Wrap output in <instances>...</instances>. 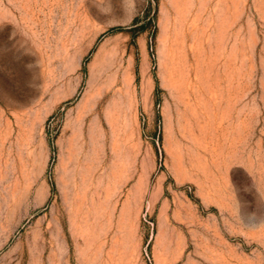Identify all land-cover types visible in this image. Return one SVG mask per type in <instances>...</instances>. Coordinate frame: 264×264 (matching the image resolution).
I'll return each mask as SVG.
<instances>
[{
    "label": "rangeland",
    "instance_id": "374dc122",
    "mask_svg": "<svg viewBox=\"0 0 264 264\" xmlns=\"http://www.w3.org/2000/svg\"><path fill=\"white\" fill-rule=\"evenodd\" d=\"M0 264H264V0H0Z\"/></svg>",
    "mask_w": 264,
    "mask_h": 264
},
{
    "label": "trees",
    "instance_id": "16d2710c",
    "mask_svg": "<svg viewBox=\"0 0 264 264\" xmlns=\"http://www.w3.org/2000/svg\"><path fill=\"white\" fill-rule=\"evenodd\" d=\"M136 26L134 27H131L129 29H124V28H118V29H122V30H129V32L133 33V36H136V34L139 32V31H144L147 27V24H140L138 25V21L135 23ZM148 24H152V18L149 19L148 21Z\"/></svg>",
    "mask_w": 264,
    "mask_h": 264
}]
</instances>
